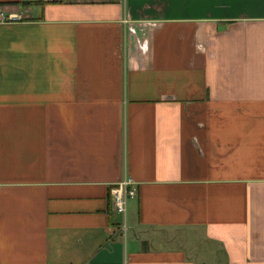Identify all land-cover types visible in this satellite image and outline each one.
I'll use <instances>...</instances> for the list:
<instances>
[{"label": "crops", "instance_id": "crops-1", "mask_svg": "<svg viewBox=\"0 0 264 264\" xmlns=\"http://www.w3.org/2000/svg\"><path fill=\"white\" fill-rule=\"evenodd\" d=\"M208 260L264 264V0H0V264Z\"/></svg>", "mask_w": 264, "mask_h": 264}, {"label": "built area", "instance_id": "built-area-1", "mask_svg": "<svg viewBox=\"0 0 264 264\" xmlns=\"http://www.w3.org/2000/svg\"><path fill=\"white\" fill-rule=\"evenodd\" d=\"M133 185L134 183L130 178L124 177L112 188L113 207L116 214L125 215L128 201L135 197V192L131 188Z\"/></svg>", "mask_w": 264, "mask_h": 264}, {"label": "rangeland", "instance_id": "rangeland-1", "mask_svg": "<svg viewBox=\"0 0 264 264\" xmlns=\"http://www.w3.org/2000/svg\"><path fill=\"white\" fill-rule=\"evenodd\" d=\"M182 234V235H181ZM178 235H180V237H181V239L183 238V239H185L186 237H190V235H188V234H186V233H180V234H178ZM184 235V236H183ZM179 237V236H178ZM190 246V251L191 252H193V254L195 253V252H197V251H195L194 249H196L197 250V247H198V249H200V246L199 245H189ZM194 250V251H193ZM208 263H210V264H213L212 263V261H210V260H208Z\"/></svg>", "mask_w": 264, "mask_h": 264}]
</instances>
